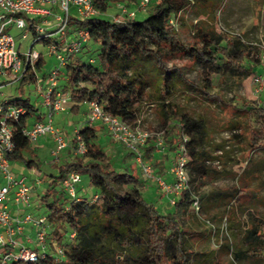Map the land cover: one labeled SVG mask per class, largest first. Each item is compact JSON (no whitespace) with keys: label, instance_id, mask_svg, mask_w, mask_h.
I'll use <instances>...</instances> for the list:
<instances>
[{"label":"trees","instance_id":"obj_1","mask_svg":"<svg viewBox=\"0 0 264 264\" xmlns=\"http://www.w3.org/2000/svg\"><path fill=\"white\" fill-rule=\"evenodd\" d=\"M106 1L128 7L137 2L93 3L105 13ZM221 2L151 0L139 20L135 16L112 22L104 15L84 20L71 18V27L85 29L88 40L78 54L67 58L58 74V89L69 93L68 113L78 114L82 106L93 101L106 113L134 127L141 108L153 107L160 119L157 131L163 133L171 149L175 151L185 138L189 188L181 192L171 210L159 212L144 199L142 181L129 170L112 165L107 152L97 143L98 129L83 123L78 129L86 149L84 154L72 152L69 159L54 164L52 172L41 175L46 186L37 191L36 198L38 206L46 207L42 215L47 224L45 257L33 263L12 260L10 264H223L218 258L220 251L227 253V264L264 261V212L257 209L261 199L256 190V185L264 189V157L256 161L248 157L244 161L236 187L222 193L228 201L215 225L204 213L203 201L211 196L202 193L200 187L208 176L217 173L211 165L228 155V146L215 144L207 149L212 142L204 118L185 111L175 100L177 95L192 93L210 101L219 80L227 76L244 78L260 65L256 47L217 32L212 24L195 23L190 37L182 40L179 21L182 22L183 11L200 6L213 9ZM37 35L33 31L32 40ZM41 42L47 44L49 40L42 37ZM89 44L96 48L84 58L81 53ZM178 60L198 67L196 83L184 77L176 64ZM34 66L36 70L42 68L41 56ZM35 80L36 74L27 68L17 82L19 89ZM260 95L258 102L229 104L237 115L226 129L238 130L240 135L249 133L242 149L251 153L256 149L264 151V144L258 141L264 138V127L257 122L264 118V92ZM1 101L22 111L16 120H9L14 148L6 158L9 163L23 162L27 168L40 171L23 129L34 120H42L44 112L28 98L2 97ZM253 122L258 126L254 127ZM73 144L72 138L70 147ZM71 171L86 180L93 192L91 196L78 187L75 198L66 194L61 181ZM195 197L198 215L191 206ZM189 213L207 228L208 242L215 239L213 248H197L193 231L184 225ZM57 246H62L63 255L54 261ZM3 251L0 247V254Z\"/></svg>","mask_w":264,"mask_h":264},{"label":"built area","instance_id":"obj_2","mask_svg":"<svg viewBox=\"0 0 264 264\" xmlns=\"http://www.w3.org/2000/svg\"><path fill=\"white\" fill-rule=\"evenodd\" d=\"M150 2L151 0H137L133 7L115 3L117 13L109 14L107 11L101 13L95 7L93 0H0V89L17 83L27 68L36 74L34 65L41 54L32 51L31 47L35 42L41 41L42 37L49 40L46 44L48 53L54 55L58 63V67L50 70L44 77L39 78L36 74L35 94L41 100L40 107L44 109V117L42 120H34L23 129L30 142H36L46 136L53 139L54 147L50 151L52 163L58 162L59 154L67 147L60 129L53 121L55 114L67 112L69 97L68 92L58 89V74L60 68L66 64L67 58L78 54L88 40L85 29L71 27V18L84 20L104 15L112 22H121L135 17L138 12L145 13ZM10 26L23 31L22 39L32 36L33 31L38 33L26 52L20 53L15 48L14 38L7 30ZM261 62L264 63V55L261 56ZM253 82L258 88L257 93L264 91V73H256ZM86 105L88 107L86 125L103 126L114 142L134 155L145 179L154 180L162 195L168 197L169 205L174 206L181 192L189 188L187 157L183 144L185 138L172 154L168 166L170 181H166L160 176H153L154 167L143 161L139 153V148L146 146L150 138L154 142L153 153L156 155L164 153L162 132L150 133L131 127L106 113L96 102L90 101ZM20 114H22L21 109H16L0 100V177L3 182L0 185V247L4 248L0 254V264H10L12 260L33 263L45 257L47 238L45 217L35 218L30 213L19 215V210L32 206L33 186L25 176L16 175L10 170V163L6 158L14 148L9 120H16ZM72 138L74 139V144L71 146L73 154H84L86 149L78 127L72 130ZM80 181V175L71 171L62 179L61 187L69 197L75 198ZM35 183L40 182L36 180ZM9 202L15 206V214L10 211ZM191 206L193 212L198 215L199 204L196 197ZM25 224L31 225L33 229L34 236L30 240L33 248L26 247L15 238L23 232ZM69 236L72 238L74 234L71 233ZM62 255V246H57L53 255L54 261L59 260Z\"/></svg>","mask_w":264,"mask_h":264},{"label":"rangeland","instance_id":"obj_3","mask_svg":"<svg viewBox=\"0 0 264 264\" xmlns=\"http://www.w3.org/2000/svg\"><path fill=\"white\" fill-rule=\"evenodd\" d=\"M110 8L111 11H113L111 13H117L116 5L112 4L110 5ZM213 13H215V16H213ZM144 16L145 13L144 15H136V19H142ZM181 17L182 22L179 21V32L182 40L188 39L193 32V25L200 22L205 25L212 24L217 32H222L229 37H237L245 45H252L260 52V55L258 54L260 65L255 67V72L244 78L227 76L219 80L218 85L216 86V93L210 101L197 97L192 93H188L187 95H177L175 98L185 111H188L194 116H202L204 118L208 130V139L212 142L207 149H212L215 144H226L228 146L225 149L229 151L228 155L221 157L218 162H214L211 165V167L217 170V173L208 176L204 180V184L200 187L202 193L211 196L209 200L206 199L203 201L206 205L207 212L204 213L216 225L218 224L217 221L219 216L224 211L225 204L228 201V197L223 196L222 193L236 187L238 173L240 168L244 165V161L247 160L248 157L254 159V161L258 160V158L264 157V151L260 149H256L252 153L251 151H245L242 149L245 147L249 133H241L240 135L238 130L229 131L226 129L227 124L234 118L236 119L237 115L233 106L229 105L230 103L237 105L243 100L258 102V98H262V95H260L261 93L256 92L258 88L253 82V76L256 73H264V63L261 62V56L264 55V0H222L220 6H216L213 9L211 6L188 8L180 14V18ZM7 30L14 38L15 48L20 53L26 52L28 47L32 44V37L29 36L27 39H22L21 34L23 31L14 28L13 26H10ZM95 48L96 46L89 44L84 48L81 55L84 58H88V56L91 55L90 52ZM31 50L40 53L43 60L42 68L36 71L39 78L46 75L53 68L58 67L55 56L48 53V46L46 44H43L41 41L35 42L31 47ZM250 56H253V54ZM176 64L181 68V72L185 78L195 83L198 81L200 70L197 66L191 65L184 60H178ZM61 69L62 68H60V71ZM2 97L28 98L36 107H38V103L41 102L40 98L35 94L34 84L25 85L21 89H19L18 83L3 86L0 89V100ZM80 115V112L78 114H70L69 117H72V120H68L66 125L65 120H63L64 122L61 121L62 123L56 122V125L60 128L61 134L67 144L66 149L59 154L57 163H61L63 159L73 155L72 152L69 151V148L71 149L72 126L79 125L80 121L78 119ZM159 121V115L153 107L143 106L141 108L138 122L134 127L146 130L150 133H155L160 128ZM257 122L258 124L261 123L262 127H264V118H259ZM83 123H85V121ZM252 124L254 127L258 126L254 122ZM96 128L100 131L97 135V143L107 152L112 165L115 168L129 170L131 175L142 181L144 184V199L155 206L159 212H167L171 210L172 207L169 205L168 197H166L164 193V195H162L154 180L145 179L139 164L135 161L134 155L130 154L122 145L114 142L110 137L105 138L104 136H106V132L104 128L99 125H97ZM47 137L49 136L39 138L36 142H31L30 144V150L36 154L35 160L39 163V172L52 171V165L57 164L52 163V158L50 156L51 150L50 147L46 146L47 144L45 142ZM163 141L164 153L155 155L157 156V158H155L152 154L154 142L153 139L150 138L147 141L146 146L139 148L141 159L155 167L157 163L166 161L168 158L172 157L174 149L169 147V143L166 142L164 138ZM258 141L259 144H264V138H259ZM9 167L14 174L25 176L30 183L28 179L31 176L30 170L23 162H10ZM164 167L166 169L167 165ZM32 172H34V175L38 173L36 170ZM162 172L164 174H162ZM159 175L160 177H164V170L153 174V176L156 177ZM37 176V178L40 179H38L40 184L37 189L40 191L46 185L44 180L40 178L39 175ZM86 187H88V185H86V180L82 178L78 184V188L85 189ZM256 190L258 192V197L261 199V203L258 205L257 209L264 212V189L258 188L256 185ZM92 193L91 189L87 195L91 196ZM36 211L38 214H36L34 210L33 217L38 218L39 216H42V214H45L46 207L39 206ZM184 225L193 231L194 242L197 248H213L212 242L215 244V239L213 240L212 238L213 241L210 242L211 244L208 242L207 237L209 234L207 228L197 220L193 219V216L190 213L187 215ZM218 258L223 264L229 262L227 253L223 251L218 253ZM247 264H264V261H254Z\"/></svg>","mask_w":264,"mask_h":264},{"label":"crops","instance_id":"obj_4","mask_svg":"<svg viewBox=\"0 0 264 264\" xmlns=\"http://www.w3.org/2000/svg\"><path fill=\"white\" fill-rule=\"evenodd\" d=\"M106 3H107V12L109 13V14H113V13H111V12H113V11H111V8H110V5H115L114 3H112V2H110V1H106ZM137 15H144V13H141V12H138L137 13ZM38 106H39V108H40V111H42V112H44V109H42L41 107H40V103H38ZM87 112H88V107H87V105H84V106H82L81 108H80V113H81V115L79 116V125L78 126H80L84 121H85V119H86V115H87ZM67 114H69V115H67ZM70 116V113H68V111L67 112H62V113H57V114H55L54 115V117H53V121H54V124L56 125V122H64L63 120H65L66 121V123H65V125L67 124V121L68 120H70L71 118L69 117ZM72 120V119H71ZM61 122V123H62ZM99 126H101L100 124H98ZM57 126V125H56ZM78 126H72L73 127V129L75 128V127H78ZM97 125H95V127H96ZM58 127V126H57ZM102 128H104L103 126H101ZM59 128V127H58ZM60 129V128H59ZM105 130V129H104ZM106 132V131H105ZM98 133H100V131H97V135H98ZM108 135V133L106 132V136H104L105 138H108L109 137V135ZM45 142H46V146H48V147H50V150L54 147V142H53V139L51 138V137H47L46 139H45ZM36 148V147H35ZM66 149V148H65ZM64 151V150H63ZM69 151L70 152H72L71 151V149L69 148ZM32 154L34 155V157L36 156V154H34V152L32 151ZM71 154V153H70ZM153 155H154V157L155 158H157V156H155L156 154H154V153H152ZM72 156V155H71ZM70 156V157H71ZM70 157H68V158H65V159H69ZM65 159H63V160H65ZM62 160V161H63ZM170 160H171V157L170 158H168L166 161H162V162H160V163H157V165L154 167V169H155V173H157V172H161V170H164V172H165V176L164 177H162L163 179H165L166 181H170V177H169V174H168V166H169V162H170ZM61 161V162H62ZM48 164H51V163H48ZM165 165H167V167H166V169H165ZM53 166V165H52ZM29 170H30V174H31V176L28 178L29 179V181H30V183L32 184V186H33V191H32V193H31V197H32V206L30 207V208H22L21 210H19V215H23V214H27V213H30V214H32V216H34L33 214H34V210H35V212H36V214H38L37 213V209H38V202H37V198H36V193H37V191H38V186H39V184H37V183H35V181L36 180H38L39 178H37L38 176L37 175H39V177L40 178H42V173H45V172H39L38 171V173L36 174V175H34V172H32V171H35L36 169H35V167H31V168H28ZM37 171V170H36ZM53 171V170H52ZM51 170L49 171V172H52ZM33 173V174H32ZM29 174V175H30ZM162 174H164L163 172H162ZM17 175V174H16ZM160 176V175H159ZM40 180V179H39ZM40 182V181H39ZM3 182H2V179H1V177H0V185L2 184ZM143 188H144V184H143ZM81 189V191H87V189H88V191L87 192H85L86 194H89V191L91 190V188L88 186V187H86L85 189H83V188H80ZM144 190V189H143ZM8 207H9V209H10V211L12 212V214H15V212H16V209H15V206L12 204V202H9V204H8ZM43 215V214H42ZM15 238L21 243V244H24L26 247H30V248H33V244L31 243V239L33 238V229H32V227H31V225H29V224H25L24 226H23V232L20 234V235H16L15 236Z\"/></svg>","mask_w":264,"mask_h":264}]
</instances>
